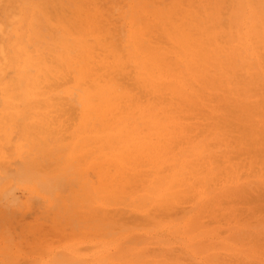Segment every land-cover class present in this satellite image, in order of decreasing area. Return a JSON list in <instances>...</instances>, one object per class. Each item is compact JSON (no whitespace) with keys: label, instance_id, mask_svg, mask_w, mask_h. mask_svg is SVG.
<instances>
[{"label":"rangeland","instance_id":"obj_1","mask_svg":"<svg viewBox=\"0 0 264 264\" xmlns=\"http://www.w3.org/2000/svg\"><path fill=\"white\" fill-rule=\"evenodd\" d=\"M256 1L0 0V264H264Z\"/></svg>","mask_w":264,"mask_h":264},{"label":"bare ground","instance_id":"obj_2","mask_svg":"<svg viewBox=\"0 0 264 264\" xmlns=\"http://www.w3.org/2000/svg\"><path fill=\"white\" fill-rule=\"evenodd\" d=\"M244 1V0H243ZM38 2V1H37ZM251 2V1H250ZM257 2V1H256ZM35 3V2H34ZM34 3H33V5H34ZM244 3V2H243ZM36 4V3H35ZM40 4V3H39ZM248 4H249V2H248ZM255 4V3H254ZM253 4V2H252V6L254 5ZM246 5H247V2H246ZM245 4H243V5H241L240 6V12L241 11H243L244 12V14H245V18L243 19V18H241V16H239L238 14H237V16H238V18H241V19H243L242 21H241V24H240V29L242 28V29H244L243 28V25H245V26H248L247 25V22H249V21H251V20H254V19H258V23H260V24H262V23H264V0H259L256 4H255V6L257 5L258 7L259 6H261V7H259V9L261 8L262 10H256V14L254 15V11H249V12H247V6H246ZM33 8V7H32ZM257 8V7H256ZM30 9V8H29ZM249 9V8H248ZM253 9V8H252ZM254 10H255V8H254ZM23 11H25V10H23ZM27 11V10H26ZM260 12V11H262L260 14H257V12ZM28 12V11H27ZM29 14V13H28ZM243 14V13H242ZM26 15H27V13H26ZM35 16V15H34ZM37 16V15H36ZM246 16H249V17H246ZM13 24V23H12ZM15 24V23H14ZM18 24V23H17ZM24 26V25H23ZM261 31H262V34L260 33V40H261V38L263 39V42H264V25L263 26H261ZM20 30V29H19ZM260 31V32H261ZM36 33V32H35ZM244 32L243 31H241V33L240 34H243ZM29 36V35H28ZM241 37H243L242 35H240ZM145 44V43H144ZM145 47V46H144ZM143 47V48H144ZM145 49V48H144ZM145 51H147V50H145ZM152 52V51H151ZM147 53V52H146ZM150 53V52H149ZM150 55V54H149ZM149 55H147V56H149ZM152 56L153 55H151V58H152ZM148 61V60H147ZM150 61V60H149ZM156 61V60H155ZM151 62V61H150ZM144 64H146V63H144ZM154 64V63H153ZM3 65V64H2ZM150 65H152V64H150ZM150 65H148V66H150ZM5 67V66H4ZM3 67V68H4ZM2 68V67H1ZM4 69H6V68H4ZM2 71V70H1ZM0 71V72H1ZM6 71V70H5ZM7 72V71H6ZM6 74V73H5ZM4 76H6V75H4ZM3 81H4V78L2 79ZM30 136V135H29ZM81 141V140H80ZM31 142V141H30ZM33 146V145H32ZM26 156H28V155H26ZM26 159H27V161H28V158L26 157ZM24 161V159H22V162ZM26 161V162H27ZM29 162V161H28ZM24 163V162H23ZM29 164V163H28ZM27 165V164H26ZM22 167V166H21ZM21 167L19 166V169H21ZM27 167H28V165H27ZM22 170V169H21ZM20 170V171H21ZM22 172V171H21ZM21 172H20V174H21ZM23 173H26L25 171L23 172ZM22 173V174H23ZM57 176V175H56ZM62 176V175H61ZM53 178H55V176L53 177ZM45 185V184H44ZM58 186H61L60 184H57ZM44 189V188H43ZM248 228H250V227H248ZM247 228V229H248ZM235 231V230H234ZM239 231V230H238ZM240 232V231H239ZM238 233V232H237ZM244 233H245V231H244ZM236 234V233H235ZM246 234V233H245Z\"/></svg>","mask_w":264,"mask_h":264}]
</instances>
